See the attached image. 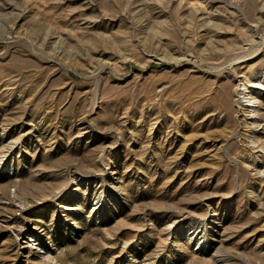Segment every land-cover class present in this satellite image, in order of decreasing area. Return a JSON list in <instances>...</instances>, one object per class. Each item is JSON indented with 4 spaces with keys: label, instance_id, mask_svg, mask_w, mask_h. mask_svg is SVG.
<instances>
[{
    "label": "rangeland",
    "instance_id": "374dc122",
    "mask_svg": "<svg viewBox=\"0 0 264 264\" xmlns=\"http://www.w3.org/2000/svg\"><path fill=\"white\" fill-rule=\"evenodd\" d=\"M0 264H264V0H0Z\"/></svg>",
    "mask_w": 264,
    "mask_h": 264
}]
</instances>
